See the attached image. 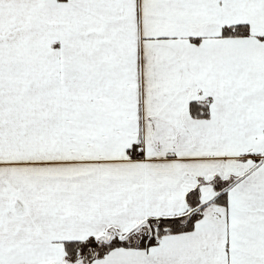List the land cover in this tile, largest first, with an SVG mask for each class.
<instances>
[{
    "label": "snow or ice",
    "instance_id": "snow-or-ice-1",
    "mask_svg": "<svg viewBox=\"0 0 264 264\" xmlns=\"http://www.w3.org/2000/svg\"><path fill=\"white\" fill-rule=\"evenodd\" d=\"M0 264H264V0H0Z\"/></svg>",
    "mask_w": 264,
    "mask_h": 264
}]
</instances>
